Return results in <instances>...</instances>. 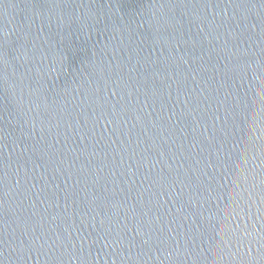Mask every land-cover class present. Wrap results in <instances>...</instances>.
<instances>
[{
    "label": "water",
    "instance_id": "obj_1",
    "mask_svg": "<svg viewBox=\"0 0 264 264\" xmlns=\"http://www.w3.org/2000/svg\"><path fill=\"white\" fill-rule=\"evenodd\" d=\"M0 264H264V0H0Z\"/></svg>",
    "mask_w": 264,
    "mask_h": 264
},
{
    "label": "snow or ice",
    "instance_id": "obj_2",
    "mask_svg": "<svg viewBox=\"0 0 264 264\" xmlns=\"http://www.w3.org/2000/svg\"><path fill=\"white\" fill-rule=\"evenodd\" d=\"M3 47V44H2V42H0V48H2ZM0 55H2V54H0ZM0 79H2V76H0ZM3 184V176H0V185H2Z\"/></svg>",
    "mask_w": 264,
    "mask_h": 264
}]
</instances>
